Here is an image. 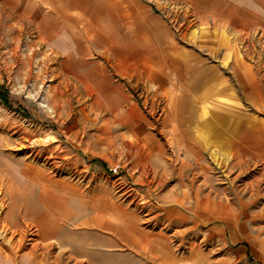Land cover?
<instances>
[{
  "label": "rangeland",
  "instance_id": "374dc122",
  "mask_svg": "<svg viewBox=\"0 0 264 264\" xmlns=\"http://www.w3.org/2000/svg\"><path fill=\"white\" fill-rule=\"evenodd\" d=\"M96 1L0 0V264H264V30Z\"/></svg>",
  "mask_w": 264,
  "mask_h": 264
},
{
  "label": "crops",
  "instance_id": "0c3cea01",
  "mask_svg": "<svg viewBox=\"0 0 264 264\" xmlns=\"http://www.w3.org/2000/svg\"><path fill=\"white\" fill-rule=\"evenodd\" d=\"M31 4L35 6L41 5H51L53 7V12H49V17L54 20V17L58 13L56 10L61 6H65L66 12H68L70 20L72 15L74 19H77V14L85 10L88 5H93L97 3L96 0H23V3ZM151 4H175L180 3L190 6L197 14L201 21H209L213 24L215 28L221 33L224 32L226 39L215 40L212 44H208L207 52L211 54H219L221 56V64H254L247 61H239L235 63V56L229 49V45L232 44V39L237 40L238 37L253 31L254 29L264 30V0H148ZM38 15L40 17V11L38 10ZM45 17H48L45 15ZM40 21V19H39ZM40 29V28H39ZM53 33V32H51ZM54 34V33H53ZM56 39L52 42L53 52H67L68 50L74 49V42L68 41L70 34L64 30L59 31V33L54 34ZM230 38V41L229 39ZM222 41L223 44L222 45ZM221 42V44L219 43ZM202 63V62H198ZM197 63V64H198ZM264 64V63H259ZM251 74H255L251 72ZM255 76H253L254 78ZM261 77V76H259ZM256 77L255 82L262 83V80ZM263 85V84H262ZM250 93V92H249ZM252 97L249 99L253 100V93H250ZM256 95V94H254ZM257 97V96H256ZM258 98V97H257ZM203 117V116H202ZM204 120V118H203ZM260 146L256 145V148H252V154L258 153ZM256 149V150H255ZM258 149V150H257ZM262 154H264V145L260 148ZM264 244V242H263Z\"/></svg>",
  "mask_w": 264,
  "mask_h": 264
},
{
  "label": "trees",
  "instance_id": "16d2710c",
  "mask_svg": "<svg viewBox=\"0 0 264 264\" xmlns=\"http://www.w3.org/2000/svg\"><path fill=\"white\" fill-rule=\"evenodd\" d=\"M0 100L5 103L7 106H11L10 105V101H9V92L8 89L1 87L0 88Z\"/></svg>",
  "mask_w": 264,
  "mask_h": 264
},
{
  "label": "bare ground",
  "instance_id": "6f19581e",
  "mask_svg": "<svg viewBox=\"0 0 264 264\" xmlns=\"http://www.w3.org/2000/svg\"><path fill=\"white\" fill-rule=\"evenodd\" d=\"M4 109V108H3ZM5 110V109H4ZM32 167V166H31ZM36 168V167H35ZM37 181V180H36ZM39 181V180H38ZM40 182V181H39ZM3 205V204H2ZM5 207V206H4ZM3 208V207H2ZM57 215V214H56ZM58 216V215H57ZM47 217V216H46ZM47 219V218H46ZM52 222V221H51ZM46 225V224H45ZM123 229V228H122ZM61 232V231H60ZM121 232V231H120ZM123 233H125L124 232V230H123ZM126 234V233H125ZM53 240V239H52ZM50 241V240H49ZM44 243V242H43ZM159 248V247H158ZM150 249V248H149ZM155 250V249H154ZM156 251V250H155ZM161 251V250H160ZM145 252V251H144ZM151 253V252H150ZM158 253V252H157ZM162 254H164V253H162ZM165 254H166V252H165ZM168 254V253H167ZM166 254V255H167ZM159 256V255H158ZM162 259V258H161ZM157 261V260H156ZM193 261V260H192ZM193 264V263H192Z\"/></svg>",
  "mask_w": 264,
  "mask_h": 264
}]
</instances>
